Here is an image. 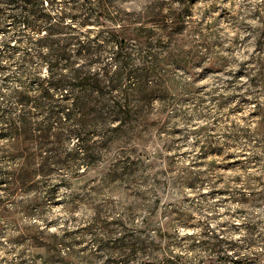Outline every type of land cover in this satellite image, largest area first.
<instances>
[{
  "label": "rangeland",
  "instance_id": "rangeland-1",
  "mask_svg": "<svg viewBox=\"0 0 264 264\" xmlns=\"http://www.w3.org/2000/svg\"><path fill=\"white\" fill-rule=\"evenodd\" d=\"M107 1L110 16L135 18L115 29L134 28L124 44H152L175 97L167 109L154 101L163 124L145 142L158 207L122 181L95 188V171L71 188L59 177L11 196L0 186V264H161L163 249L173 263L264 264V0ZM43 4L77 21L86 12L85 0ZM13 17L0 7V88H32L47 75L43 43ZM106 30L77 25L51 44L97 69L114 61Z\"/></svg>",
  "mask_w": 264,
  "mask_h": 264
},
{
  "label": "trees",
  "instance_id": "trees-1",
  "mask_svg": "<svg viewBox=\"0 0 264 264\" xmlns=\"http://www.w3.org/2000/svg\"><path fill=\"white\" fill-rule=\"evenodd\" d=\"M107 2L85 0L86 12L77 21L66 9L52 13L43 0H0V7L13 11L14 20L36 35L29 38L43 43L39 57L47 66L46 77L32 88H0V186L9 196L13 190L49 186L54 177L71 188L81 173L95 171L101 173L95 188H112L122 181L140 198L152 194L158 207V182L145 185L143 178L152 167L145 142L154 136L153 128L163 124L153 118L162 112L154 108V101L162 100L161 107L167 109L175 97L163 83V67L151 54L152 44H124V31L134 28L115 29L118 24L128 27L135 18L110 16ZM92 17L108 28L105 42L114 58L97 69L75 66L63 58L66 45L51 44L66 28L95 25ZM162 254L161 264H180L173 263L165 249ZM118 262L125 259L114 261Z\"/></svg>",
  "mask_w": 264,
  "mask_h": 264
}]
</instances>
